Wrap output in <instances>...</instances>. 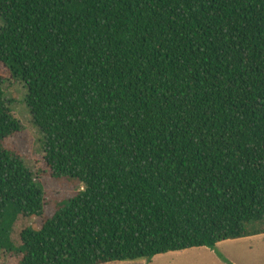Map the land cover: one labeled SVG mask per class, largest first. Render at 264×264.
Listing matches in <instances>:
<instances>
[{
	"label": "trees",
	"instance_id": "1",
	"mask_svg": "<svg viewBox=\"0 0 264 264\" xmlns=\"http://www.w3.org/2000/svg\"><path fill=\"white\" fill-rule=\"evenodd\" d=\"M0 19V264L264 234V0H0ZM17 80L45 139L38 174L79 189L49 196L6 144ZM20 217L41 227L17 246Z\"/></svg>",
	"mask_w": 264,
	"mask_h": 264
},
{
	"label": "rangeland",
	"instance_id": "2",
	"mask_svg": "<svg viewBox=\"0 0 264 264\" xmlns=\"http://www.w3.org/2000/svg\"><path fill=\"white\" fill-rule=\"evenodd\" d=\"M2 25L3 22L0 19V28ZM4 91L12 102L13 111L23 125L21 132L6 139V144L22 154L49 196L57 198L67 195L74 189H79V187L75 188L76 185L71 182L54 180L47 174H38L41 171H47L43 153L45 139L43 133L34 125L31 112L26 104L27 87L21 80H17L5 84ZM26 227L40 228L41 222L36 218L20 217L13 233L17 246L20 245V233ZM220 255L232 264H264V234L225 240L218 243L215 250L207 247L191 248L161 254L151 260L140 258L109 264H228ZM18 259L19 255L14 252L10 255L8 264H18Z\"/></svg>",
	"mask_w": 264,
	"mask_h": 264
}]
</instances>
